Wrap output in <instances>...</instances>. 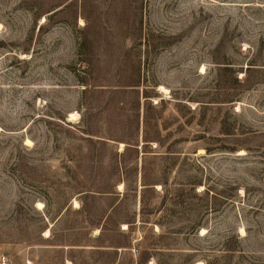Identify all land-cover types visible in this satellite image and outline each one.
I'll use <instances>...</instances> for the list:
<instances>
[{
    "label": "rangeland",
    "instance_id": "rangeland-1",
    "mask_svg": "<svg viewBox=\"0 0 264 264\" xmlns=\"http://www.w3.org/2000/svg\"><path fill=\"white\" fill-rule=\"evenodd\" d=\"M0 264H264V0H0Z\"/></svg>",
    "mask_w": 264,
    "mask_h": 264
},
{
    "label": "trees",
    "instance_id": "trees-1",
    "mask_svg": "<svg viewBox=\"0 0 264 264\" xmlns=\"http://www.w3.org/2000/svg\"><path fill=\"white\" fill-rule=\"evenodd\" d=\"M110 140H112V139H110ZM101 144L105 146L108 143H107V141H102ZM125 144H127V147L125 148V151L123 152V154H117L116 153L117 155L123 156L124 153L127 152V149L130 148L129 143H125ZM104 190H106V189L100 188V190L98 192H95V191H86L84 189L80 193L84 197V200L81 201V205H82L81 209L84 211L91 212L95 208V203L98 202V199H99L98 197H101V200H103V198H104V200H107V199L112 198V197H119L120 196V193L104 192ZM97 194H100L101 196H97Z\"/></svg>",
    "mask_w": 264,
    "mask_h": 264
},
{
    "label": "bare ground",
    "instance_id": "bare-ground-1",
    "mask_svg": "<svg viewBox=\"0 0 264 264\" xmlns=\"http://www.w3.org/2000/svg\"><path fill=\"white\" fill-rule=\"evenodd\" d=\"M41 206V205H40ZM242 231V233H244V231H243V229L241 230ZM244 235V234H243Z\"/></svg>",
    "mask_w": 264,
    "mask_h": 264
}]
</instances>
